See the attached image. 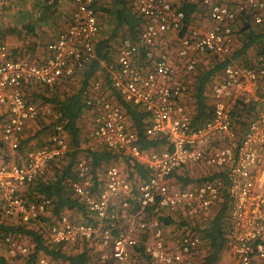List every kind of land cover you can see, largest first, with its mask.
<instances>
[{"label":"built area","instance_id":"obj_1","mask_svg":"<svg viewBox=\"0 0 264 264\" xmlns=\"http://www.w3.org/2000/svg\"><path fill=\"white\" fill-rule=\"evenodd\" d=\"M97 1L73 0L67 27L46 45L40 61L14 57L6 44H0V134L11 150L30 121L52 115L50 105L25 96L27 86L53 85L96 59ZM130 3L142 18L141 28L135 36L122 38L115 56L104 62L103 80L91 82L85 105L92 114L89 144L103 146L132 164L141 163L146 178L109 166L98 190L89 161L81 156L71 188L97 222H74L63 215L50 226V240H92L100 258L114 264H138L142 256L153 264H199L201 237L181 231L165 236L160 217H171L176 224L183 218L206 224L225 196L230 204L226 236L230 264H264V53L250 63L232 57L235 25L246 16L263 23L264 0H241L235 6L216 0ZM183 4L201 7L209 27L187 22ZM202 55H216L226 63L221 77L209 86L210 117L195 126L188 105L189 83ZM107 84L147 113L145 134L164 138L159 149L140 148L124 111L109 98ZM68 150L63 127L56 123L46 142L29 151L21 165H0V216L32 225L45 215L50 200L29 202L19 190ZM189 165H202L207 176L221 175L183 186L174 178ZM4 244L10 257L15 251L21 255L28 251L9 237ZM38 262L53 264L45 258Z\"/></svg>","mask_w":264,"mask_h":264},{"label":"trees","instance_id":"obj_2","mask_svg":"<svg viewBox=\"0 0 264 264\" xmlns=\"http://www.w3.org/2000/svg\"><path fill=\"white\" fill-rule=\"evenodd\" d=\"M58 4V0H41L39 5L41 11L37 16V22L39 21L44 24L51 22L50 24L55 27L57 23V30L60 33L67 27L69 18L65 27L62 25L60 26L59 21H56L57 19H61V12L57 10ZM182 9L185 13L186 21H191V15L196 10V5L183 4ZM58 12L59 14H57ZM106 14L107 16L111 15V17H113L115 30H123V32H125L124 36H135L141 28L142 18L133 8L130 0H111L110 7L106 9ZM247 20L248 16L243 18L240 17V20L235 25L238 36L243 40L242 48L239 49V53H236V55H246L248 48L253 46L252 43L246 41V33H244L249 25ZM49 28L52 29L51 27ZM45 29L48 28L43 27L40 31H45ZM9 32L15 35L18 34L15 33V29ZM29 32L30 35H32L33 29L30 28ZM7 34L8 31H3L0 27V44L6 43ZM45 45L39 50L42 54L44 53ZM11 51L14 57H23V54H21L23 53V49ZM263 53L264 49H258L256 54ZM96 54L97 57L92 63L75 72L70 78L63 79L49 86L37 85V92L34 90L29 92V85L25 89V96L28 99L33 100L34 98H40V101L52 107L51 116L53 117V121H51L50 124L45 125L42 130L28 135L26 138L22 136L15 150H11L9 146L3 142L0 134V165L3 166L11 165V163L21 165L29 151L41 147L46 142L51 128L56 123L62 125L69 145V150L64 156L48 162L42 176L37 177L33 183L19 190L20 196L29 202H38L43 199L50 200V206L45 215L40 216L32 225L24 223L17 217L0 216V264H13L12 261L18 257L21 258L25 264H39L38 261L42 258L50 260L53 264H114L112 260H102L100 258V254L96 249V244L92 240L81 239L75 243H54L50 240L48 234L50 226L57 223L63 215L68 216L71 220L76 213L82 217L81 222L93 225L97 222L96 218L89 213L85 205L75 197L71 188V184L77 177L76 164L81 156H86L88 159L91 178L94 184L100 186H95L98 190L103 185L106 169L115 162L124 160L128 168L127 171H130L132 167L134 173L138 175L139 178H146L141 163L136 161L132 164L122 155L113 153L103 146H99L95 143L89 144L92 140V114L90 109L86 107L85 101L90 94L92 79L97 78V74L101 75L103 70L101 62L109 59L107 51L101 50V46L96 47ZM232 57L234 56L232 55ZM225 63L226 59L224 60L219 57L215 65L207 70L200 71L195 77L193 85L194 91L188 98V105L191 109L193 124L195 126L210 117L209 82L217 73L222 72ZM75 82L76 86L72 85L73 87H71V89L64 90V86L74 84ZM107 91L111 92L109 93V98L124 111L128 126L136 133L137 143L140 148L142 150L159 149L164 144L165 140L162 136H147L145 134V128L148 124L147 113L141 108L124 101L114 89H110L108 84ZM239 111H241V109H239ZM243 114L247 117L249 113ZM241 116L243 115L241 114ZM40 118L42 117H38L33 121H37ZM244 123L245 121L242 120V125ZM1 125L2 118L0 117V130ZM128 174L130 176L133 175L132 172H128ZM219 175L221 174H213L212 176L205 177L204 180H210ZM180 178L185 180L186 183L190 182L187 177ZM191 183L196 182H190L189 184ZM229 208V201L224 196L215 209L213 216L206 224L194 222L185 218L181 219L176 224L171 217H160L163 223L164 235L170 236L177 234L178 231L182 233L192 232L198 234L203 240L199 264H218L223 252L225 250L227 251L226 236ZM6 237L14 241H23V244L28 248L27 253L24 255L18 254V257H10L6 245L4 244ZM141 246L140 244L139 250H141ZM142 258L144 259L143 261L146 260L145 264H153V261L148 257L142 256Z\"/></svg>","mask_w":264,"mask_h":264},{"label":"crops","instance_id":"obj_3","mask_svg":"<svg viewBox=\"0 0 264 264\" xmlns=\"http://www.w3.org/2000/svg\"><path fill=\"white\" fill-rule=\"evenodd\" d=\"M216 1L227 4L229 6H235L241 0H216ZM40 3L41 0H0V27L3 29V31H8V34L6 35L5 44L7 45L10 51L15 49L18 50L23 49V53L21 54H23V57L29 58L30 60L41 59L44 56L45 50L43 54L39 50L43 48V45L45 44L47 45V43L53 41L55 36L59 33V31L57 30V23L55 27L54 25L50 24L51 22H47L46 24L40 23L39 21L37 22V16L41 11V9L39 8ZM58 3L59 4L57 6V10L61 12L60 13L61 19H57L56 21L57 22L59 21L60 26L61 25L64 26L66 25L68 18L70 17L73 7V0H58ZM110 3L111 0H98L95 5V8L96 10L98 9L100 11H103L101 14L106 16L108 22V27H106V30L108 31L109 34H112L115 31L114 19L113 17H111V15L107 16L106 14V9L110 7ZM59 12L57 14H59ZM200 12L204 14L206 21H208V24L210 25L211 24L210 20L206 17L204 10L201 7H197V6H196V10L191 15V21L193 18H195V16H197L196 19H199V17L201 18V16L199 15ZM247 22L249 25L244 31V33H246V41L247 42L249 41L253 45L252 47H249V49L251 48V50H253V48L255 47L258 49H264V22L261 24H255L252 21V19L249 17ZM43 27L48 29H45V31H40L41 28ZM49 27H51L52 29H50ZM98 27H99V23H98ZM30 28L33 29L32 35H30L29 32ZM13 29L16 30L15 33H18L17 35L9 32L10 30ZM98 35L96 38L95 48L98 46L97 45L98 37H99ZM117 48L118 47H116V49ZM107 50H108V55H107L108 58H112L109 57L110 49L106 47V51ZM256 53L254 57L251 59V61L257 56ZM247 55H249V53H247ZM243 56L245 55H241V57ZM251 61H247L246 63H250ZM263 86H264V79H263ZM31 126L32 124L30 123L28 125L29 128L28 127L25 128L26 133L24 131L22 135L23 137L26 138L28 135H32L42 130V129L35 130V125H33L32 127ZM30 127L31 129H34V131L33 133L28 134L27 131L30 129ZM132 174H133L131 175L132 177L134 175L136 176V174L134 173ZM225 257H226V250L223 252L220 260H223Z\"/></svg>","mask_w":264,"mask_h":264},{"label":"rangeland","instance_id":"obj_4","mask_svg":"<svg viewBox=\"0 0 264 264\" xmlns=\"http://www.w3.org/2000/svg\"><path fill=\"white\" fill-rule=\"evenodd\" d=\"M102 12L103 11H100L98 9L96 10L97 19H98V23H99V27H100L99 35H98L99 37H98V42H97L99 45L98 44L97 45L101 46V50H104V51H106V47L108 46V48L110 49L109 57H114L115 53H116V50H117L116 47H118L121 39L124 37V32H123V30H117V31L115 30L116 32L114 31L112 34H109L108 31L106 30V27H108L107 18H106L105 15L101 14ZM199 15L201 16V18L199 17V19H196L197 16H195V18L192 19L191 24H193L195 26H198V27L207 28L209 24H208V21H206L204 14H202L200 12ZM65 26L66 25H64V27ZM234 34H235V37H234L233 43H232V55L234 56V58H237L242 63H246L247 61H251V59L254 57L255 53L257 52L258 48L255 47V48H253V50H251V48L250 49L248 48V50L246 52L249 53V55H247V53H246V55L243 56V57H241L240 54L236 55V53H239V49L242 48L243 40L241 39V37L238 36V32H235ZM107 53H108V50H107ZM246 57H247V60H246ZM217 59H219V57H217L215 55H202L200 58H198V62H197V65L195 67V70L191 74V77H192L191 78V83H189L190 84V88H191V92L194 91L193 85H194V81H195L196 75L199 74L200 71L207 70L210 67H212L213 65H215V63L217 62ZM104 62H105V60L101 62L102 66H103ZM97 75H98L97 78L92 79V80H96V79H100V78L103 80L102 75H100V74H97ZM221 75H222V72L217 73L211 79V81L209 83L212 84V83L218 81V79L221 77ZM72 85L76 86V83L69 84L68 86H64V88H65L64 90L66 91V90L71 89V87H73ZM28 90H29V92H31L32 90L36 91L37 90V86L29 84V89ZM191 95L192 94H190L189 97ZM39 99L40 98H34L33 100H39ZM51 121H53V117L50 115L48 117H42V118L38 119L37 121H32L30 123L32 124V126L35 125V130H37V129H43V125L44 126L48 125V124L51 123ZM28 125H27V127H28ZM31 127L27 131L28 134L33 133V131H34V129H31ZM84 130H85V128H84ZM24 131L26 133V130H24ZM88 145H86V146H88ZM11 164H13V163H11ZM111 166H117L118 168H120L123 171H126V173H127V169L128 168L126 167V165L124 163V160L123 161H119V162H115ZM207 171H208V169L204 168L202 165H189L184 170H182L179 174H177V176L174 178V180H176L178 183L181 182L183 184V186L188 185L190 182L198 183V182H201L202 180H204L205 177H207V175H208V174H206V173H208ZM180 177H182V178L187 177V178H189L188 181H190V182L186 183L185 180L181 179ZM150 216H156V213L155 212H153V213L151 212ZM81 219H82V217L79 214H76V213L71 218V220H73L74 222H81L82 221ZM15 242L17 244L24 245L23 241H16L15 240ZM24 242H26V241H24ZM15 253H16V256H17L18 252L15 251ZM230 259H231V256H230V253L227 250L226 251V257L223 260H220L218 262V264H230V262H231ZM143 260L144 259L142 258V260L138 264H145L146 260L145 261H143ZM12 263L13 264H25L24 261L21 258H19V257L17 259L13 260Z\"/></svg>","mask_w":264,"mask_h":264}]
</instances>
